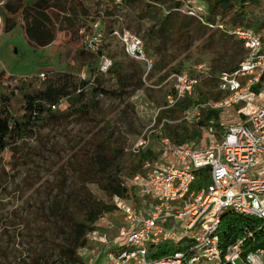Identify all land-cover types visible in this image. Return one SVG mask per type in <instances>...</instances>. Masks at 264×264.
Wrapping results in <instances>:
<instances>
[{
	"label": "rangeland",
	"instance_id": "rangeland-1",
	"mask_svg": "<svg viewBox=\"0 0 264 264\" xmlns=\"http://www.w3.org/2000/svg\"><path fill=\"white\" fill-rule=\"evenodd\" d=\"M6 1L0 0V5ZM139 1L119 5L121 0H116L118 5L109 17L92 10L77 32L57 31L55 40L45 47L34 46L20 23L5 31L0 18V80L4 85L13 87L18 77L44 78L49 71L59 70L83 71L92 79L88 87L98 88L93 96L80 97L90 116L74 113L60 118L0 153V264H62L72 251L84 264H100L107 251L103 236L111 246L119 240L123 225L119 204L126 198V193L111 195V181L101 171L109 170L108 164L114 160L120 177L145 173L142 166L156 157L163 138L174 145L206 146L240 119L237 106L212 109L200 105L223 96L218 83L208 78L202 79L190 96L200 103L180 111L167 108L165 100L170 72L197 66L209 72L225 70L243 57L241 43L197 18L184 20L183 13L166 18L155 8L143 13ZM94 23L108 35L104 50L112 64L122 62L128 78L124 87L109 71L98 72L97 57L90 59L84 50L85 37L93 31ZM112 30L142 39L146 55L154 63L151 71L125 53L117 35H110ZM259 33L264 35V28ZM80 49L87 53L85 60L75 57ZM70 106L71 101L65 99L59 109ZM209 110L217 112V117L206 122ZM159 111H163L160 120ZM200 121L204 125H198ZM173 130L179 135L174 141ZM194 132L195 138L177 143ZM141 136L147 143L134 153L133 144ZM148 149L151 156L138 167L137 158ZM129 201L132 207L137 206L134 200ZM102 205L112 206L107 221L83 226L85 213ZM237 263L245 264L242 259Z\"/></svg>",
	"mask_w": 264,
	"mask_h": 264
},
{
	"label": "built area",
	"instance_id": "built-area-1",
	"mask_svg": "<svg viewBox=\"0 0 264 264\" xmlns=\"http://www.w3.org/2000/svg\"><path fill=\"white\" fill-rule=\"evenodd\" d=\"M187 13L234 37L244 55L233 67L215 73L200 66L170 72L166 107L190 98L202 79L213 78L223 96L200 105L212 109L237 106L240 119L206 146L174 145L163 138L156 157L142 166L145 173L120 177V186L126 191L119 204L123 225L112 246L103 236L107 251L100 264H238V259L245 264H264V248L242 256L240 239L223 251L217 233L225 212L254 216L262 222L259 228H264V40L252 28H227L219 21L207 20L201 6H191ZM97 24L86 35L84 50L97 57V71L106 73L112 58L106 51L99 52L105 34ZM110 35H117L125 53L151 71L154 63L141 38L117 30ZM78 77L86 81L78 92L92 84L83 71ZM146 143V137L141 136L134 142L133 152L141 151ZM129 200L137 206L132 207ZM106 221V214L96 220ZM165 244L176 248L155 256Z\"/></svg>",
	"mask_w": 264,
	"mask_h": 264
},
{
	"label": "trees",
	"instance_id": "trees-1",
	"mask_svg": "<svg viewBox=\"0 0 264 264\" xmlns=\"http://www.w3.org/2000/svg\"><path fill=\"white\" fill-rule=\"evenodd\" d=\"M129 1L131 0H121L119 5ZM139 2L141 3L139 11L143 13H148L150 9L155 8L165 18L183 13L181 17L184 20L196 19L187 13L191 6H195L192 0H140ZM195 3L203 6L207 20H218L227 28L251 27L257 32L264 28V0H195ZM117 5L116 0H7L0 5V18L4 21L5 31L11 30L20 23L26 37L34 46L45 47L55 40L57 31L77 32L84 26L82 21L89 17L90 11L94 10L95 13L103 11V15L109 17ZM94 19V17L91 18V21L93 22ZM104 34L103 46L99 52L105 51L108 35ZM262 40H264V35H262ZM149 41L145 43L146 48ZM85 54L87 53L80 49L77 50L75 57L85 60ZM89 57L94 58L93 54H89ZM122 67V62L114 61L109 73L124 87L128 83V78ZM17 79L13 87L4 85L0 80V153L5 149L16 147L18 142L37 133V128L60 118L74 113L90 116L86 106L80 102V97L87 93L93 96L98 91V88L87 87L86 91L78 92L77 89L85 86L86 81L80 79L78 73L68 71L52 70L44 78L33 75ZM208 80L213 81L214 79L208 78ZM65 99L71 101L72 106L61 110L59 104ZM192 103L200 102L187 98L178 102L174 109L184 111ZM52 105H56V108L52 109ZM162 113L163 111L158 113L159 120L163 116ZM213 116L217 117V112L209 110L206 122ZM203 123L200 121L198 125L202 126ZM172 133L171 139L174 141L178 134L175 130ZM195 134L194 132L191 135L182 136L177 143L185 141L186 138H195ZM151 154L149 149L141 152L136 160L138 167ZM108 165H111L109 170H103L101 174H105V177L111 181V195H125L126 191L119 182V164L113 160ZM111 209L110 205H102L86 212L81 222L82 225L90 228L100 214H107ZM261 224V220L254 216L235 212L223 213L217 232L219 247L225 251L228 246L243 239L242 256L250 251L264 248V228H259ZM174 248L176 247L172 244L162 245L155 256L164 255ZM62 264H84V262L72 251L70 257Z\"/></svg>",
	"mask_w": 264,
	"mask_h": 264
}]
</instances>
